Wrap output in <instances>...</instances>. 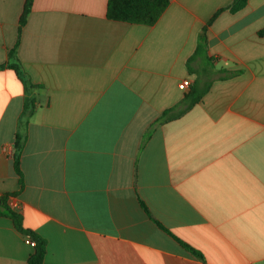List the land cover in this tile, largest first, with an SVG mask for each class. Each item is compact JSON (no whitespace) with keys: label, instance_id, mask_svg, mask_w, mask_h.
I'll return each instance as SVG.
<instances>
[{"label":"crops","instance_id":"0c3cea01","mask_svg":"<svg viewBox=\"0 0 264 264\" xmlns=\"http://www.w3.org/2000/svg\"><path fill=\"white\" fill-rule=\"evenodd\" d=\"M233 2L170 0L145 26L108 0H34L12 58L26 0H0V198L44 264H264V0L218 14ZM207 69L202 101L158 122ZM7 213L0 264H28Z\"/></svg>","mask_w":264,"mask_h":264},{"label":"trees","instance_id":"16d2710c","mask_svg":"<svg viewBox=\"0 0 264 264\" xmlns=\"http://www.w3.org/2000/svg\"><path fill=\"white\" fill-rule=\"evenodd\" d=\"M248 3V0H234L227 8H224L218 12L229 10L232 13H237L244 9ZM34 0H26L23 13L20 17L19 24V37L16 46L11 50L10 56L12 58L16 57L17 49L20 43L21 32L25 26L30 13L32 12ZM170 4V0H108L107 5V18L111 21L125 22L130 24H139L145 26L155 25L161 16L164 14L166 9ZM217 16V15H216ZM207 27L204 28L202 36L198 47L195 51L194 56L190 61L194 60L198 56L206 54L208 50V39H207ZM260 35H264V30L260 32ZM3 66H0V68ZM8 67L15 70L16 73L24 80L26 77L24 72L21 69L19 62L10 63ZM225 76H232L233 73L227 70H222ZM198 78L195 82L190 85L189 91L185 94L183 100L176 107H173L165 111L158 122H165L177 119L191 110L196 104L200 103L204 96L208 93L211 88L212 80L208 81L203 77L208 75L207 71L203 70V74H197ZM26 86V92L29 94V91L35 87H38L32 84L29 80H24ZM26 101H29L27 98ZM28 107L26 103V108ZM26 139L22 134H17L15 149H14V161L15 169L20 178V185L23 186V172L21 170V156L25 146ZM16 194H8L0 198V207L7 210V215L14 222L15 228L22 235L28 237L30 241L34 244V253L28 260V264H44V260L47 254L48 242L37 232L28 229L24 226L22 216L15 212L8 204L9 197H14ZM185 245V244H184ZM186 246V245H185Z\"/></svg>","mask_w":264,"mask_h":264},{"label":"built area","instance_id":"2783aa9c","mask_svg":"<svg viewBox=\"0 0 264 264\" xmlns=\"http://www.w3.org/2000/svg\"><path fill=\"white\" fill-rule=\"evenodd\" d=\"M191 85V82L190 80H184L180 85H179V88L181 90H187Z\"/></svg>","mask_w":264,"mask_h":264},{"label":"rangeland","instance_id":"374dc122","mask_svg":"<svg viewBox=\"0 0 264 264\" xmlns=\"http://www.w3.org/2000/svg\"><path fill=\"white\" fill-rule=\"evenodd\" d=\"M206 71L208 72V75H207V76L209 77V76H210V70L207 69ZM210 78H211V77H210Z\"/></svg>","mask_w":264,"mask_h":264}]
</instances>
